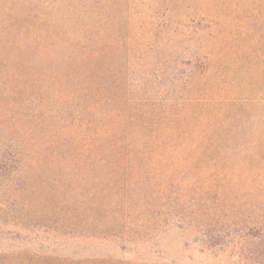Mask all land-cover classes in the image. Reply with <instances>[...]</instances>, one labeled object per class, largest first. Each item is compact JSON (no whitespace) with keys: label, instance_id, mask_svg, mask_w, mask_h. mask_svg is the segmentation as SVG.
<instances>
[{"label":"rangeland","instance_id":"rangeland-1","mask_svg":"<svg viewBox=\"0 0 264 264\" xmlns=\"http://www.w3.org/2000/svg\"><path fill=\"white\" fill-rule=\"evenodd\" d=\"M12 1L23 11L45 14L42 20L37 18L40 30L53 34L62 30L75 37L99 26L117 35L115 57L105 60L106 65L121 77L131 69L136 76L143 74L149 86H156L151 82L158 76V91L163 90L165 99L178 100L169 116L179 122L194 120L195 136L208 126L209 114L221 117L225 108L226 104H210V97L215 94L221 102L231 98L236 104L230 106L234 119L222 156L208 150L192 154L203 179L211 161L216 172L210 198L223 204L219 215L229 235L224 246L211 247L209 234L215 231L207 222L199 228V221L188 217L186 197L178 218L160 219V225L168 221L165 231H152L145 240L143 235L120 236L117 225L123 220L111 218L108 211V218L101 216L80 175H72L77 155L67 153L83 151L85 146V153H96L104 147L95 140L97 133L85 126L91 122L88 115L81 109V121L74 120L75 102L64 101L60 92L52 97L55 92L50 91L43 94L44 104L34 101L31 110L41 112L38 121L45 120L43 126L35 124L22 115L29 107L9 104L0 87V264H264L260 256L264 236L258 230L264 223V0ZM149 4L172 9L175 17L197 20L198 26H208L203 30L207 35L188 39L177 34L158 50L132 52L131 44L149 36L147 27L140 28ZM209 25L220 34L216 41L209 40ZM156 42L152 41L153 47ZM228 44L243 48L239 58L224 50ZM54 49L62 59L69 51L60 41ZM133 55L140 61L134 62ZM128 58L130 68L124 64ZM215 62L222 67L224 83H232L229 90L225 84L218 89L212 86ZM66 106L68 113H63ZM191 196L196 203L209 200V192L194 190Z\"/></svg>","mask_w":264,"mask_h":264},{"label":"trees","instance_id":"trees-1","mask_svg":"<svg viewBox=\"0 0 264 264\" xmlns=\"http://www.w3.org/2000/svg\"><path fill=\"white\" fill-rule=\"evenodd\" d=\"M14 5L12 0L0 4V87L6 91L9 104L21 103L29 107L20 113L35 124L43 126L45 120L38 121L41 112L31 110L34 101L44 104L43 94L50 91L55 92L50 94L52 97L57 98L60 92L64 94V101L75 102L78 114L71 116L74 120L81 121V109L88 115L91 122L86 121L85 126L90 127V133H97L95 140L104 147L96 153H85V146L83 151L67 154L77 155L72 175H80L82 186L88 188L92 204L100 210L101 216L108 218V211L113 215L111 218L123 220L120 226L117 225L120 236L143 235L145 240L152 231L163 232L169 227L165 219L161 220L165 224L160 225V219L179 217L182 199L186 197L184 202L191 214L188 217L199 221V228L202 222H207L215 231V234H209L213 242L210 246L216 247L217 243L224 246L229 234L225 222L220 220L223 204L214 203L210 198L216 171L209 160L208 188L206 179L201 176L200 165L196 163L198 160L192 154L208 150L209 154L214 151L222 156L221 150L231 130L230 122L234 119L230 106L236 104V100L228 98L221 102L215 94L210 97V104H226L225 108H222L221 117L209 114L208 126L195 136L194 120L179 122L169 116L178 100L176 96L165 99V94L161 93L163 90L158 91V76L151 82L156 85H150L154 89L152 92L148 90L149 80L143 74L136 76L131 69L121 77L117 76L114 67L106 65L105 60L115 57L113 49L117 46V35L107 33L99 26L75 37L62 30L53 34L36 27L37 18L40 21L45 14L35 15ZM156 7V4H149L146 23L140 26L148 28L149 36L131 44L129 49L132 52L158 50L166 41L174 40L177 34L188 39L207 35L203 30L208 26H198L197 20L186 15L175 17L172 9ZM213 27L209 25L210 41H216L220 36ZM127 36L129 40L132 38L129 32ZM240 36L244 37L245 33ZM154 40L157 41L155 47ZM58 41L69 50L63 59L55 55L54 47ZM242 49L230 44L224 47L238 58ZM132 59L140 61V57L134 55ZM198 59V56L193 57V60ZM128 61L129 58L124 64L127 62L130 68L133 64ZM219 66L216 62L213 66L212 86L218 89L219 85L225 84L229 90L232 83H224L223 70ZM118 87L124 88V92H118ZM67 110L68 106L63 113ZM18 157L20 161V154ZM14 160L18 162L17 156ZM194 190L198 194L209 192V200L194 202L195 198L191 196ZM258 230L264 236V223ZM260 256L264 260V248Z\"/></svg>","mask_w":264,"mask_h":264}]
</instances>
